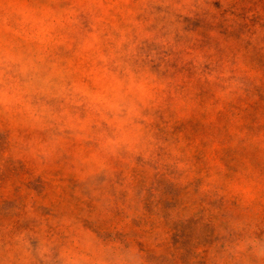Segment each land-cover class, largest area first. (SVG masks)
I'll use <instances>...</instances> for the list:
<instances>
[{"label": "clouds", "instance_id": "clouds-1", "mask_svg": "<svg viewBox=\"0 0 264 264\" xmlns=\"http://www.w3.org/2000/svg\"><path fill=\"white\" fill-rule=\"evenodd\" d=\"M0 264H264V0H0Z\"/></svg>", "mask_w": 264, "mask_h": 264}]
</instances>
